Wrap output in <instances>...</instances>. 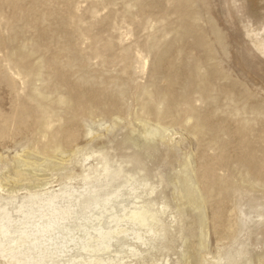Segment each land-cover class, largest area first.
Wrapping results in <instances>:
<instances>
[{
    "label": "rangeland",
    "instance_id": "1",
    "mask_svg": "<svg viewBox=\"0 0 264 264\" xmlns=\"http://www.w3.org/2000/svg\"><path fill=\"white\" fill-rule=\"evenodd\" d=\"M12 256L264 264V0H0Z\"/></svg>",
    "mask_w": 264,
    "mask_h": 264
},
{
    "label": "bare ground",
    "instance_id": "2",
    "mask_svg": "<svg viewBox=\"0 0 264 264\" xmlns=\"http://www.w3.org/2000/svg\"><path fill=\"white\" fill-rule=\"evenodd\" d=\"M140 211H141V210H140ZM138 212H139V211H138ZM144 214H145L144 211H143V212H142V211L139 212V214L137 213V215H139V217L141 216L142 218H143V217L145 218V215H144ZM146 214H147V213H146ZM137 215H136V216H137ZM133 217H134V216H133ZM130 218H131V217H130ZM144 218H143V219H144ZM145 220H146V219H145ZM133 221H134V220H133ZM145 222H146V221H145ZM47 223H48V222H47ZM43 224H44V223H43ZM41 225H42V224H41ZM49 225H50V224H49ZM38 226H40V225H38ZM125 226H126V225H125ZM8 227H9V226H8ZM46 227H47V226H45V225H44V226H41V228H39L38 231L41 232V231H43L44 228H46ZM54 227H55V226H54ZM48 228H49V226H48ZM49 229H50V228H49ZM126 229H127V228H126ZM34 230H35V229H34ZM46 230H47V229H46ZM124 230H125V229H124ZM127 231H128V230H127ZM28 232H29V231H28ZM106 233H107V232H105V231L99 230V234H100L101 236L105 235ZM135 234H136V233H135ZM31 235H35V234H31ZM39 235H40V234H39ZM39 235H36V236H39ZM41 235H42V233H41ZM43 235H44V233H43ZM23 236H24V237H23V240L25 241L24 238L26 237V234H25V235L23 234ZM31 237H32V236H31ZM34 237H35V236H33L32 238H34ZM36 238H37V237H36ZM36 238H35V239H36ZM103 238H104V237H103ZM23 240H18V241L16 242V246H18V245L21 243V241H23ZM32 240H33V239H32ZM30 241H31V240H30ZM31 242H32V241H31ZM14 244H15V243H14ZM16 246H15V247H16ZM92 246H93V245H92ZM99 246H100V245H99ZM85 247H86V246H84V249H85ZM90 247H91V246H90ZM87 248L90 249L89 246H88ZM93 248H94V247H93ZM39 249H40V248H39ZM85 250H86V249H85ZM97 258H98V257H97ZM0 259H1V258H0ZM2 259H5V258H2ZM93 259H94V258H93ZM99 259H101V260H98V259H96V260L94 259L95 261L92 260V261H94L93 264H98L99 262H100V264H105V262H104L105 260L102 261V258H99ZM103 259H104V258H103ZM10 262H11V263L13 262V264L16 262V263L18 264L17 260H16L15 257H13V256L7 258V263H10ZM85 262H86L85 264H88V263H89V262H87V261H85ZM90 262H91V261H90ZM101 262H102V263H101ZM103 262H104V263H103ZM16 263H15V264H16ZM23 264H24V263H23Z\"/></svg>",
    "mask_w": 264,
    "mask_h": 264
}]
</instances>
